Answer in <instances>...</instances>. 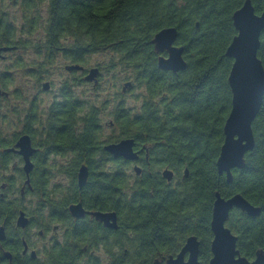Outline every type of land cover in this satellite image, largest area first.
I'll list each match as a JSON object with an SVG mask.
<instances>
[{
	"label": "trees",
	"instance_id": "obj_1",
	"mask_svg": "<svg viewBox=\"0 0 264 264\" xmlns=\"http://www.w3.org/2000/svg\"><path fill=\"white\" fill-rule=\"evenodd\" d=\"M245 1L0 0V46L13 47L3 51L0 59L26 49L42 55L30 64L20 55L0 70V99L24 98L17 90H6L16 80L10 69L30 70L26 75L35 77V86L46 92L44 83L50 87L51 82L45 79L56 55L66 59L67 73L71 65L82 66L79 77L63 79L59 95L53 92L49 103L32 98L23 110L13 106L6 112L0 104V144L9 143L2 129L11 123L10 114L15 125L22 122V130L34 138V125L42 122L47 128L45 135L40 134L44 152L73 157L68 165L35 169L40 193L63 194L68 201L82 200L88 208L117 210L119 255L115 264H151L159 256L177 253L190 234L201 239L200 263L208 264L217 192L225 198L241 193L262 208L256 217L234 208L226 226L238 237L242 255L254 259L264 249V99L252 124L255 147L246 154L245 167L234 168L229 183L216 165L232 108L228 78L233 59L226 56V50L237 34L233 14ZM251 1L261 14L264 0ZM13 8L21 10L20 27L15 25ZM166 27L178 29L175 44L185 47V70L159 67L162 53L155 50L152 39ZM260 40L258 57L264 65V30ZM97 53H110L111 58L87 67L91 55ZM94 67L99 69L98 76L89 81L86 77ZM106 74L115 78L119 74L120 80L128 75L118 96L134 92L132 105L114 99L110 109L108 99L76 93L74 86L83 82L98 88ZM104 114L110 115L108 121ZM18 115L22 118H15ZM108 128L110 133H106ZM125 138L135 139L140 175L133 161L115 158L105 149ZM83 164L90 174L80 190L77 177ZM164 168L174 170L182 181L175 186L168 183L161 173ZM186 168L188 177L184 176ZM62 176L68 179L67 190Z\"/></svg>",
	"mask_w": 264,
	"mask_h": 264
},
{
	"label": "flooded vegetation",
	"instance_id": "obj_2",
	"mask_svg": "<svg viewBox=\"0 0 264 264\" xmlns=\"http://www.w3.org/2000/svg\"><path fill=\"white\" fill-rule=\"evenodd\" d=\"M70 70L65 73V77L59 81V84L63 79L81 75V69L73 68L77 71L76 73H72L73 70ZM86 74L87 71L84 70L83 77ZM43 81L44 79L41 82ZM83 84L86 82L74 86L76 93L80 96H82V91L78 93L77 90ZM50 87L45 91L52 93L54 88L52 82ZM59 90L58 85V89L53 91L55 95H59ZM40 91L38 89V92ZM23 97V99H19L21 105L19 110H23V105L28 101L26 96ZM32 98L33 100L37 99L38 102L41 100L38 96H33L30 99ZM20 116L15 118H20ZM22 125V122H18L17 126L20 130L6 131L13 132L10 137L4 136V129H2L3 139L6 142L9 139V143L0 144V264H115L119 255V214L117 210L88 208L82 200L68 201L63 194L44 195L40 193L38 185L35 183V169L47 168L51 164L68 165L73 155L67 153L62 156L44 152L40 134L45 135L47 128L45 129L40 120L34 125L35 138L32 133L22 130ZM25 135L30 137L34 150L29 157L33 165L29 173L25 171V157L19 152L20 148L17 146L19 139ZM135 150L137 151L136 146ZM139 161L140 154L132 164L141 166ZM84 165L87 166L86 164L82 166ZM163 177L174 186L182 181V177H177L175 172L171 180H168L164 175ZM86 184L80 187L78 182L79 189L83 190ZM73 204L82 205L85 211L82 216L73 214L70 208ZM96 212H116L118 228L105 224L104 221L97 218ZM191 235L195 234L186 237L177 253L159 256L151 264L155 261L167 264L170 257H177ZM198 239L200 241L199 262H201L202 241L199 237ZM110 246L111 248H109ZM189 255V252L185 254V260H188ZM241 256L244 255L241 254ZM254 259L249 260L253 261Z\"/></svg>",
	"mask_w": 264,
	"mask_h": 264
},
{
	"label": "water",
	"instance_id": "obj_3",
	"mask_svg": "<svg viewBox=\"0 0 264 264\" xmlns=\"http://www.w3.org/2000/svg\"><path fill=\"white\" fill-rule=\"evenodd\" d=\"M233 21L237 34L227 47L226 56L233 59V65L228 78L232 91V108L224 126V143L221 147L217 160L219 174H225L227 182L233 181V169H243L246 165V154L255 147V136L252 124L257 117L264 99V65L258 57V50L261 45L260 36L264 30V10L258 14L251 0H246L241 8L233 14ZM178 29L166 27L158 31L152 43L155 50L160 54L158 64L163 70L179 72L187 68V60L184 57V46L176 45ZM11 46H0V55L3 51L12 50ZM166 53V54H164ZM81 69L80 65H71L68 69ZM99 69L92 68L87 80L93 81L98 76ZM131 83H126L124 90ZM49 88V83H44V89ZM17 146L19 152L25 157V171L32 170V163L29 159L34 151L31 146V139L28 135L22 136ZM134 138H125L119 142L107 144L105 149L115 158L123 157L126 160L134 161L139 158V152L135 150ZM137 174H140L142 167L134 166ZM163 175L171 180L174 172L172 169L163 170ZM189 175L186 168L184 176ZM89 176L87 166H82L78 174V182L83 187ZM73 214L82 216L84 209L81 204L71 205ZM234 208L245 211L250 216H259L262 212L260 206L252 204L241 193L225 198L220 192L216 193L214 202L211 229L214 238L211 243L213 257L209 264H264V249L256 252V257L250 261L241 256L237 249L238 237L226 226V221ZM97 218L104 221L110 227L118 228V217L116 212H96ZM189 252L188 260L185 254ZM200 241L197 235L188 237L184 247L177 257H170L167 264H200L199 262ZM153 264H161L155 261Z\"/></svg>",
	"mask_w": 264,
	"mask_h": 264
},
{
	"label": "rangeland",
	"instance_id": "obj_4",
	"mask_svg": "<svg viewBox=\"0 0 264 264\" xmlns=\"http://www.w3.org/2000/svg\"><path fill=\"white\" fill-rule=\"evenodd\" d=\"M46 8L43 6L41 15L42 17L46 16L45 12ZM13 17H15V25L20 27L21 21V10L18 8H13ZM39 35V34H38ZM7 56L4 59H0V70H5L7 66H10L11 63L20 55L24 57L30 64V62H38L41 60L42 55H37L34 53L32 49H26V50H18L15 52L7 53ZM111 58L110 53H97V54H92L90 57V63L87 67H92V66H97V63L99 62H108ZM66 59L62 57L61 54H58L54 57L52 64L49 68V77L46 80L51 81L52 84L54 85L53 90L51 91L52 93H49V91L44 92V90H41L38 92L37 86H35V77L26 75L29 73L30 70H25V69H10L12 71V74L16 77L15 82L12 84V86L6 90L13 92L17 90V92L21 93L23 96H26V99H30L33 96H38L39 99L42 100L44 103H49L50 100L52 99L53 91L58 89L59 81L65 77V69L64 66L66 64ZM34 70V69H31ZM118 76L121 77V75L118 74ZM128 75L125 74L123 75L122 79L120 80V77H113L112 75H105L103 78L104 80L101 81L99 80V86H94L93 83L89 84H83L78 88V93L82 91V96L90 97V98H97L99 100L102 99H108L110 101L109 107L110 109L113 107L112 101H118L120 99H123L126 104L132 105L133 102V95L134 92H126L125 95H122L121 97L118 96L120 91H122V86L124 82L126 81L125 78ZM22 103V101H21ZM115 103V102H114ZM0 104L2 106V111L6 112L9 110V108H12L13 106L15 108H19L20 105V100H17L13 95L9 96L8 99H0ZM104 120H109L110 115L109 114H104ZM13 114H10L8 116V120L11 123H5L4 124V136L10 137L13 132H6V131H18L20 128L15 125V121L13 120ZM111 131L109 128L106 130V133H110ZM128 173H131L134 177L135 173L131 170H127ZM134 179V178H133ZM61 182L66 186L64 189L67 190L68 186V179L65 176H62L60 178Z\"/></svg>",
	"mask_w": 264,
	"mask_h": 264
}]
</instances>
